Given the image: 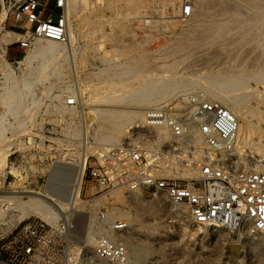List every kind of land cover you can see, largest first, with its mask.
Here are the masks:
<instances>
[{
    "label": "built area",
    "instance_id": "built-area-1",
    "mask_svg": "<svg viewBox=\"0 0 264 264\" xmlns=\"http://www.w3.org/2000/svg\"><path fill=\"white\" fill-rule=\"evenodd\" d=\"M191 14V1L184 0L179 15ZM0 18V29L11 35L0 38V142L4 143L0 190L40 191L25 184L26 178L40 166L42 147L60 143L74 155L62 162V173L50 168L42 174L43 191L52 183L58 187V177H63L69 199L74 194L79 200L68 203L54 222L36 215L9 225L0 222L4 225L0 226V264H84L86 239L94 257L127 264L129 251L122 237L128 223L110 216L93 194L81 196L89 183L102 194L117 188L164 192L171 202L185 206L193 224L231 231L244 228L264 250V159L242 166L231 158L238 131L234 113L198 90L180 104L165 100L142 110L144 127H164L170 133L155 150L144 149L142 140L151 141L157 133L144 131L140 139L127 138L91 154L88 139L83 141L75 132L79 121L73 116L79 102L74 91L58 92L49 82L38 81L23 97L11 100L7 93L34 41L66 44L65 0H0ZM196 135L205 137L206 148L196 144ZM170 163L194 167L196 173L193 177L161 173Z\"/></svg>",
    "mask_w": 264,
    "mask_h": 264
},
{
    "label": "rangeland",
    "instance_id": "rangeland-1",
    "mask_svg": "<svg viewBox=\"0 0 264 264\" xmlns=\"http://www.w3.org/2000/svg\"><path fill=\"white\" fill-rule=\"evenodd\" d=\"M183 1L81 0L75 5V12L71 16L74 35V40L71 43L73 51L69 54L68 47L65 46V51H62V56L59 55L58 59L53 55L47 56L46 60L50 63L51 69L37 82L45 85L50 83L58 92H79L80 101L78 100L77 111L73 116L76 121H79L76 123L75 132L81 134L83 141L88 139L89 153L96 154L100 150L121 144L133 132L130 130L132 127L124 125L123 133L118 130L114 131V136L117 140L119 139L117 143L111 140L102 141L105 123L100 115H96L95 110L100 113L104 110L123 109L127 108L125 106H129L128 109L142 111L146 107L160 104L165 100H173L180 104L189 94L202 90L198 85H195L190 87L185 94L182 85L186 80L227 67V63L229 65L230 59H235L236 55H238V60L244 58L248 59L247 62H250L251 58L257 59L258 56H262L263 50L256 47L255 40L250 36L254 29V15L263 12L264 0H205L206 3L202 7L199 5L200 0H190L195 13L204 12V15L195 14V18L193 16L180 17L179 8ZM255 4L260 6V13L254 8ZM220 7L229 8L228 18H231L229 22L235 27L225 38H217L213 42L202 41L198 38L200 35H198L199 31L195 24L201 22L202 26L214 25L216 21L224 17L222 16L224 12ZM234 18H237V21ZM241 19L246 20V27H241L245 28V32H241L243 29L236 27ZM234 20L236 23L233 22ZM2 23L3 18H0V24ZM206 33L204 31L205 35ZM187 34L195 41L194 45L185 44ZM34 63L36 64L38 61L36 60ZM134 63L138 65L136 68L140 73L138 72V75L131 79L121 77L122 80L118 76V72L125 68H133ZM170 72L171 74L166 75ZM190 74L193 75L190 76L192 78L189 77ZM157 77L163 78L164 83L153 86L149 91H143L138 103L111 102L128 85L143 84V81L156 80ZM124 82H127L128 85ZM175 83L179 84L177 89L173 86ZM122 84H126V86ZM256 89L261 93H258V96L252 99L248 105L253 108L259 107L263 113H260L256 118L261 120V127L252 135L258 139L264 138V83L256 86ZM155 95L157 97L154 100L153 96ZM15 99L14 97L11 100ZM106 104L112 106H106ZM95 126L98 127L96 137L101 139L100 143L96 142L93 134ZM85 131L86 133L88 131L86 138L83 135ZM42 148L43 150L40 152L41 164L35 167L34 173L32 175L30 173L25 182V184H30V188L40 191L0 190V197L7 192L21 195L16 198L18 202L14 205L15 209L6 207L0 201V222H7L5 224L9 225V223H15L30 215L42 216V214H46L50 210L48 207L53 203L45 198L33 197L32 192L48 190L56 197L66 199L67 180L58 177V187H54L52 183L45 186L43 191L42 174L50 168H56L57 172L62 173L64 171L62 162L67 161V158L73 157L74 154L60 143L50 149ZM240 149L241 165H250L254 154L253 148L248 144ZM236 154L238 153L236 152ZM92 158L93 156H90L88 162H92L94 159ZM53 160H57V162L50 164ZM176 165L179 171L188 167L180 163ZM178 170L173 169L172 171L177 172ZM55 176L57 175L55 174ZM181 177H186V175ZM3 180L4 177L0 175V189H2ZM16 181L18 180L16 179ZM5 184L8 185V181ZM120 191L123 196L122 201H114L111 199V192L102 194V192H98L96 186L89 183L84 186L81 196L93 194L106 212L110 211L112 207L125 208L130 212L131 217L129 223L127 222V231L130 233L132 243L142 249L141 257L138 260L134 262L133 257L130 258L132 259L131 264H264V253L260 252L256 240L250 233L241 231L238 235L235 233L230 235L228 231L218 227L204 230L203 226L195 225L190 221L184 205L170 202L164 192L154 193L145 189L132 194L125 189H120ZM144 204H150L152 208L148 210ZM120 218L126 220L123 217ZM87 260L88 262H86ZM97 260L92 252H87L84 264H97Z\"/></svg>",
    "mask_w": 264,
    "mask_h": 264
},
{
    "label": "bare ground",
    "instance_id": "bare-ground-1",
    "mask_svg": "<svg viewBox=\"0 0 264 264\" xmlns=\"http://www.w3.org/2000/svg\"><path fill=\"white\" fill-rule=\"evenodd\" d=\"M80 1L81 0H65V15L67 18V35H68V40L66 42V45L64 43H60V42L50 40V39H47V40L38 39V40L34 41L19 62V65H18L19 73H18V75H16V77L13 79L11 85L8 86V88H7V93H8L9 99H13L14 97L17 99V97H21V96L23 97L25 95H28L30 93L31 89L33 88L34 84L37 82V80L49 72L48 70H50L51 68L49 67L50 63L46 60L47 56L53 55L55 58H57L60 55V57H61L62 56L61 53H63L66 49L65 46L68 47L67 48L68 53L69 54L72 53L71 51H73V50L71 49L72 48L71 43L74 40V35H73V26H72L71 16L73 15V12H75L74 11L75 5L80 3ZM205 3H206L205 0L199 1V5L201 7ZM191 5H192V2H191ZM220 8L224 12V13H222V16H224V17H222V18H220V20L216 21L214 25L202 26L201 22H199L198 24H195L197 31H199V33H200V34L198 33V35H200V36L199 37L197 36V37L199 39H201L202 41L213 42L217 38H223V37L225 38L227 36V34L230 31H232L233 28L235 27V26H232V24L229 22V20L231 19V18L230 19L228 18V15H229L228 11L230 12L229 8H227V7H220ZM254 8L260 13L259 10L261 8L258 4H255ZM237 10H238V8H237ZM262 10H263V12L261 14L254 15V19H253V28L254 29L252 30V33H251L252 36H250V37H252V39L255 40L256 47L263 50L262 51L263 57L260 55V56H258L259 58H257V59L251 58L250 62H247L248 59H244V58L243 59L240 58V60H238V55H236L237 57L235 59H232V60L230 59V61H229L230 64L228 65V63H227V67L217 69L214 72H209L206 74L204 73L198 77H193V78L190 77V76H193L190 74L189 77L192 79L186 80L184 85H182V87L184 88L185 94L187 93V91L190 87L198 85L200 87V89H202L200 91H203L210 98H215V99L219 100L224 106H226L237 117V119H238V131H237V137H236L235 145H234V148L231 152V158L235 159V161L238 164H241L240 163L241 155H239V151H241L240 147H243L244 145H248V144H250L254 150L253 159L251 160V162H254V160L259 161V160L264 159V138H258L257 137L258 139H256V138H254V136H252L254 134V132L258 131L259 127H261L260 126L261 120H259V119L257 120L256 118L260 113L261 114H263V113L261 112L259 107L253 108V107H250L248 105L252 99H254L258 96V93H261V92L257 91L258 89H256V86H259L260 84L262 85V83H264V9H262ZM194 11L195 10H193V8H192L191 16H193V17L195 16V14L196 15H198V14L204 15L203 14L204 12H200V13L198 12V14H197ZM199 17H201V16H199ZM206 19H208V18L206 17ZM234 19L237 21V18H234ZM235 20L233 22H235ZM241 20H239V22L236 24V27L241 28V27L245 26L246 20H242V21ZM200 21H202V20H200ZM250 21H252V20H250ZM241 29H243V31H241ZM241 29H240L241 32L246 31V30H244L245 28H241ZM204 31L207 32L206 35L204 34ZM241 35L243 36L242 33H241ZM189 36L190 35H188L186 37L185 44L188 46L189 45L192 46V45H194L195 41L193 39H191ZM6 37H11V35L8 32L5 33L2 29H0V38H6ZM233 37H235V36H233ZM231 40H233V39H231ZM256 52H257V49H256ZM249 53H250V51H249ZM257 54H258V52H257ZM53 56H52V58H53ZM260 57H262V58H260ZM36 60L38 61V63L35 64L34 62ZM137 66L138 65H136L134 63L133 68L122 69L120 72H118V76H120V78L125 77L128 79L136 77L138 75V72H139L136 68ZM8 72L12 73V70H9ZM168 74H171V72L166 73V75H168ZM146 76H147V78H149L147 73H146ZM162 79L163 78L159 79V77H157L156 80L155 79H150V80L148 79L149 81H145V82L143 81V84L137 83V84L128 85L127 82H124L128 85V87L125 89H122L120 91V93L118 95H116V97H114L113 100H111V102L118 103V104H122V103L123 104H126V103L130 104V103H136V102L138 103L140 101L139 98L142 95V92L145 90L149 91L155 85H158L161 83L163 84L164 80H162ZM130 81H132V80H130ZM133 82H135V81H133ZM126 84H122V85L126 86ZM122 85H121V87H123ZM173 86L177 89L179 87V84L175 83ZM119 88H120V85H119ZM74 94H75L77 100L80 101L79 92H76ZM262 97H263V95H262ZM144 101H147V100H144ZM253 101H255V100H253ZM106 106H112V105L106 104ZM125 107H127V108L116 109V110H114V109L104 110L100 113H98V111L95 110L96 115H98V116L100 115L101 119H103V122L105 123L104 139L102 141L111 140V141L117 143V141L119 139L117 140L116 137L114 136V131L115 130H118L120 132L124 131L123 130L124 125H129L130 127H132L130 130L133 132H131L132 134L130 133L131 136L129 137V138H132V135H133L132 139H140L141 134L144 131H146V132H148V131L152 132L153 131V132L157 133V134H155V137L151 141L142 140V145H143L144 149H146L147 151L155 150L159 146V142H164L169 137L170 133H169V130L167 128L163 127V128H159L157 130H151L147 127H144L141 110L128 109L129 106H125ZM83 126H84V129H86L85 125H83ZM93 132L92 133L95 135L96 142L98 141L100 143L101 139L99 140L98 136L96 137L97 132H98V127L95 126L93 128ZM87 133H88V131H87ZM87 133L85 131L83 134L85 138L87 137ZM117 134H119V133H117ZM195 141H196V144L200 148L203 149V148L207 147V142H206L204 136L196 135ZM3 151H4V143L1 141L0 142V163L3 162V158H4V152ZM236 152L238 154H236ZM248 161H250V160H248ZM173 169L178 170V167L176 164L170 163L168 167H164L160 172L163 174H166V175H179V176L186 175V177H193L194 174L196 173V169L194 167H184V168L180 169L181 171L178 170L177 172H173L172 171ZM21 192H24V191H21ZM130 192H132V194H135L136 191H130ZM32 194H34L33 197L45 198L48 201H50L51 203H53L51 206L48 207L50 210L46 214H42V216L39 215L41 218H43L49 222L56 221L58 219L59 215L63 211L65 212L69 208V206H71L72 204H78L79 203V200L74 197V194H72L70 199H69V195H68L69 192L66 196V199H63V198L60 199V198L56 197V195L54 193H52L51 191H48V190H46L45 192H32ZM19 197H21V195L9 194V192H7V194L1 195L0 201H1V204L6 205V207H14V205L18 202V199H16V198H19ZM166 197H168V196L166 195ZM111 199L114 201H122L123 196L121 194L120 188H117V189H114L111 191ZM69 200H70V202H69ZM68 203H69V206H68ZM174 204H177V203H174ZM21 205L23 206V204H21ZM144 206L148 210L152 208V206L150 204H148V205L144 204ZM14 209H15V207H14ZM0 210H1V208H0ZM107 213L110 216L123 217L127 220L128 223L130 221V217H131L130 212L128 210H125V208L124 209H118V207L117 208L112 207V209L110 211H108ZM214 228H216V226L210 225V226L204 227V230H212ZM226 231H228L230 233V235H232L234 233L236 235H238L239 232H241V231L245 232L244 228H241L238 230L235 229L232 231L231 230H226ZM246 232L249 234L248 231H246ZM252 238H254L256 240V244L258 245L260 252L262 251L264 253V250H263L260 242L255 237L252 236ZM122 241L126 244V246L128 247V251H129V259H128L129 263H127V264H131V262H132L131 261L132 259H130L131 257H133L134 262L136 260H138L141 257L142 249H141V247H138L137 245L132 243V239H131L130 233H128V231L125 235L123 234ZM84 246L86 247L87 252H91L89 239H86L84 241ZM94 258H96V257H94ZM86 262H88V260ZM97 264H109V262L106 260L98 259Z\"/></svg>",
    "mask_w": 264,
    "mask_h": 264
},
{
    "label": "crops",
    "instance_id": "crops-1",
    "mask_svg": "<svg viewBox=\"0 0 264 264\" xmlns=\"http://www.w3.org/2000/svg\"><path fill=\"white\" fill-rule=\"evenodd\" d=\"M156 97H157L156 95H155V96H153V99L155 100V98H156ZM154 100H153V101H154Z\"/></svg>",
    "mask_w": 264,
    "mask_h": 264
}]
</instances>
